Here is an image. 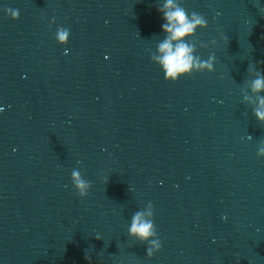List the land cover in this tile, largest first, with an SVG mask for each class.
Returning <instances> with one entry per match:
<instances>
[{
  "label": "water",
  "instance_id": "95a60500",
  "mask_svg": "<svg viewBox=\"0 0 264 264\" xmlns=\"http://www.w3.org/2000/svg\"><path fill=\"white\" fill-rule=\"evenodd\" d=\"M179 3L215 57L170 81L165 0H0V264H264V0Z\"/></svg>",
  "mask_w": 264,
  "mask_h": 264
},
{
  "label": "clouds",
  "instance_id": "9594fccd",
  "mask_svg": "<svg viewBox=\"0 0 264 264\" xmlns=\"http://www.w3.org/2000/svg\"><path fill=\"white\" fill-rule=\"evenodd\" d=\"M163 14L162 30L168 35L162 43L159 44V56H154L152 59L156 60L162 67L165 74V79L176 81L178 77L185 73H190L194 66L207 67L211 70L214 59V54L209 56L208 61H199V58L193 56L194 47L185 38L191 37L195 34L197 27L205 29L208 27V22L202 14L195 11L189 13L179 3V0H165L162 8L157 9ZM12 13V19L19 18V11L8 9ZM68 36L67 30H60L58 32V39L61 42L66 41ZM173 41L177 43L173 45ZM215 44V40L212 41ZM259 63H264L260 61ZM252 90L260 92L264 90V77H258L253 81ZM256 116L260 120H264V96L259 97V106L256 109ZM259 155H264V148L259 150ZM73 183L78 195L83 198L88 195L87 189L90 182L85 181L80 177L78 171L72 173ZM151 215V213H147ZM145 213L136 212L132 217L131 226L129 229L130 235L136 237L140 242L147 241L156 249H161L159 239H150V237L157 236V231L154 228L151 220L144 219ZM97 239H99L97 237ZM147 254H153V247L147 249Z\"/></svg>",
  "mask_w": 264,
  "mask_h": 264
}]
</instances>
